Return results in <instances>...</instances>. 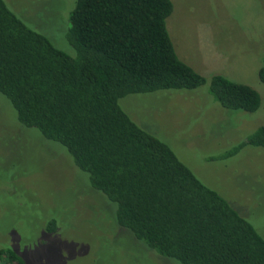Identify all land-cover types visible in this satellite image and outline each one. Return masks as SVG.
Listing matches in <instances>:
<instances>
[{"label":"trees","instance_id":"trees-1","mask_svg":"<svg viewBox=\"0 0 264 264\" xmlns=\"http://www.w3.org/2000/svg\"><path fill=\"white\" fill-rule=\"evenodd\" d=\"M172 11V0H77L65 34L71 57L0 0V96L16 125L69 157L84 185L106 201L114 224L147 250L145 258L264 264V240L253 226L119 105L130 95L206 83L175 53L166 29ZM258 79L264 84V61ZM208 93L231 112L255 113L261 104L257 91L221 75L210 78ZM247 146L264 150V125L213 160ZM55 225L51 219L47 232ZM0 264L26 263L3 248Z\"/></svg>","mask_w":264,"mask_h":264},{"label":"rangeland","instance_id":"rangeland-1","mask_svg":"<svg viewBox=\"0 0 264 264\" xmlns=\"http://www.w3.org/2000/svg\"><path fill=\"white\" fill-rule=\"evenodd\" d=\"M76 1L4 0L28 28L71 57L75 52L65 34ZM172 4L166 29L175 53L206 83L190 91L130 95L119 105L264 240V150L247 146L232 158L213 160L264 125V84L258 79L264 0ZM214 75L257 91L260 108L255 113L222 109L208 93ZM4 100L0 96V249L10 248L26 264L154 263L144 257L148 252L142 244L114 224L106 201L84 185L69 157L36 130L16 125ZM51 219L53 233L46 230Z\"/></svg>","mask_w":264,"mask_h":264}]
</instances>
